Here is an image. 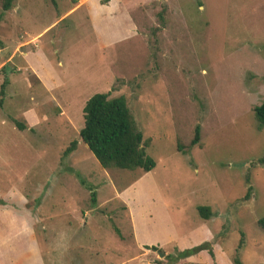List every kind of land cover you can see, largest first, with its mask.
I'll use <instances>...</instances> for the list:
<instances>
[{
	"label": "rangeland",
	"instance_id": "1",
	"mask_svg": "<svg viewBox=\"0 0 264 264\" xmlns=\"http://www.w3.org/2000/svg\"><path fill=\"white\" fill-rule=\"evenodd\" d=\"M78 2L14 0L0 21V264H264V0ZM105 93L150 172L79 140Z\"/></svg>",
	"mask_w": 264,
	"mask_h": 264
},
{
	"label": "trees",
	"instance_id": "2",
	"mask_svg": "<svg viewBox=\"0 0 264 264\" xmlns=\"http://www.w3.org/2000/svg\"><path fill=\"white\" fill-rule=\"evenodd\" d=\"M13 1L1 0L0 21L4 13L12 8ZM82 112L83 126L78 138L103 169L140 170L143 173L153 170L155 164L145 153L147 142L143 141L142 133L123 97L110 98L109 93L95 94L86 102ZM253 112L259 125L264 126V100L254 107ZM198 142L199 128L196 127L191 146ZM76 146L77 142L72 141L65 149L64 156L75 151ZM258 163L264 165V158ZM198 211L206 220L211 216L204 207ZM257 225L264 232V217L257 221Z\"/></svg>",
	"mask_w": 264,
	"mask_h": 264
},
{
	"label": "crops",
	"instance_id": "3",
	"mask_svg": "<svg viewBox=\"0 0 264 264\" xmlns=\"http://www.w3.org/2000/svg\"><path fill=\"white\" fill-rule=\"evenodd\" d=\"M82 1H83V0H79V2H78V4L76 5V7H77L78 5H80V4H82Z\"/></svg>",
	"mask_w": 264,
	"mask_h": 264
},
{
	"label": "water",
	"instance_id": "4",
	"mask_svg": "<svg viewBox=\"0 0 264 264\" xmlns=\"http://www.w3.org/2000/svg\"><path fill=\"white\" fill-rule=\"evenodd\" d=\"M162 255H160V257H161Z\"/></svg>",
	"mask_w": 264,
	"mask_h": 264
}]
</instances>
